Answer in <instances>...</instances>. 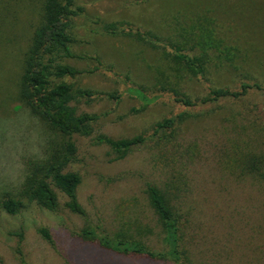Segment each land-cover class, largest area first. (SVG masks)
Masks as SVG:
<instances>
[{"label":"rangeland","instance_id":"rangeland-1","mask_svg":"<svg viewBox=\"0 0 264 264\" xmlns=\"http://www.w3.org/2000/svg\"><path fill=\"white\" fill-rule=\"evenodd\" d=\"M43 5L44 0H0V197L20 187L25 161L42 157L54 137L19 98L24 56ZM77 5L83 13L74 19L72 49L88 58L67 63L94 71L77 80L83 88L110 93L143 85L159 96L164 87L195 99L214 87L264 86V0H78ZM105 23L152 33L160 43L96 30ZM180 50L202 61L204 75L194 76L177 59ZM92 58L102 62L97 71ZM160 97L145 108L126 94L120 103L94 98L78 104L80 114L100 116L94 137L74 136L78 155L68 169L82 177L77 193L87 217L69 211L58 190L60 214L34 205L17 216L0 209L3 264H171L119 254L83 236L92 230L99 238L122 236L155 251L166 249L146 195L147 182L161 187L167 179V170L156 166L155 151L138 148L116 160L98 142L99 135L152 136L156 124L178 110L170 94ZM249 103L264 106V95L250 94L201 114L191 111L196 114L178 131L189 150L179 164L186 181L179 184L185 187L180 206L192 219L185 244L193 264H264V187L239 180L234 165L242 154L264 147L263 129L255 134L258 126L237 118ZM255 111L262 117L260 109ZM41 228L50 231L53 245L41 236Z\"/></svg>","mask_w":264,"mask_h":264},{"label":"trees","instance_id":"trees-1","mask_svg":"<svg viewBox=\"0 0 264 264\" xmlns=\"http://www.w3.org/2000/svg\"><path fill=\"white\" fill-rule=\"evenodd\" d=\"M78 0H44L40 23L36 27L29 49L25 53L23 72L19 86V98L30 113L39 118L54 134L47 141L44 154L39 159H29L24 163V179L20 187L6 190L0 197V209L8 215L17 216L36 206L41 209L60 214L62 206L57 194L58 190L66 198L65 207L74 214L87 217V213L78 199V188L82 177L69 167L78 155V147L74 136L94 137L98 133V114L79 113L78 104L83 100L91 101L94 98H107L120 103L126 94L137 99L142 108L153 105L161 98L160 95L168 93L178 110L166 117L155 126L150 137L142 135L133 138L113 139L99 135L98 142L107 145L116 160L126 158L138 148H150L155 151L156 166L167 170V179L163 186L147 182L146 195L157 221L163 229V244L165 250L155 251L147 248L140 242H131L128 237L119 236L117 239L109 236L99 238L92 230L83 231L85 239L97 242L102 247L123 255L144 256L154 260H168L171 264H193L189 248L186 247L185 237L189 233L192 219L188 212L181 208V199L184 188L179 184L185 183L181 172V158L189 154L178 134L189 118L191 111H210L220 104L232 105L241 102L250 94H263L264 86L261 83L242 82L233 90L230 88H210L208 95L203 98L192 99L177 89L167 90L163 87L159 96L154 89L143 85L127 87L123 92L114 91L101 93L77 84V80L91 70H79L67 63L69 59H87L73 51L76 42L73 32L74 19L83 13V8L77 5ZM96 30L108 35H130L140 42L157 45L158 37L152 33H143L126 24H103ZM177 59L183 62L194 75H204L202 61L177 51ZM97 62L95 71L102 65L101 60L92 58ZM252 82V81H250ZM158 90V91H159ZM76 103V105H74ZM260 109L261 115L255 110ZM196 114V113H193ZM239 120L255 126V134L260 128L264 134V106L249 103L238 112ZM195 154H192L194 157ZM192 159V158H191ZM237 164L238 178L243 182L249 181L252 186L264 187V147L254 148L253 152L242 154L234 162ZM180 169V172H179ZM237 170V169H235ZM235 174L234 171H232ZM41 236L51 245L54 240L46 228L39 229ZM21 240L23 235H18ZM131 242V243H130ZM0 264H3L0 259Z\"/></svg>","mask_w":264,"mask_h":264}]
</instances>
